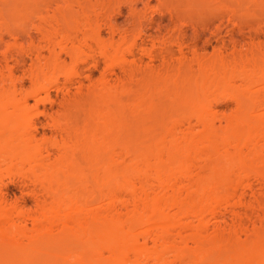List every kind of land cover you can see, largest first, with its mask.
<instances>
[{
    "label": "bare ground",
    "instance_id": "6f19581e",
    "mask_svg": "<svg viewBox=\"0 0 264 264\" xmlns=\"http://www.w3.org/2000/svg\"><path fill=\"white\" fill-rule=\"evenodd\" d=\"M57 1L0 0V33L24 36L23 20ZM164 1L194 12L213 0ZM220 1L238 26L264 20V0ZM47 17V55L30 42L14 57H33L29 86L0 71V264H264V41L162 55L156 69L140 66L134 38L117 43L68 9ZM97 56L101 76L69 102L84 104L82 119L61 115L57 138L37 135V104ZM219 101L234 110L218 113ZM15 170L32 183V209L6 198Z\"/></svg>",
    "mask_w": 264,
    "mask_h": 264
},
{
    "label": "rangeland",
    "instance_id": "374dc122",
    "mask_svg": "<svg viewBox=\"0 0 264 264\" xmlns=\"http://www.w3.org/2000/svg\"><path fill=\"white\" fill-rule=\"evenodd\" d=\"M221 5L220 0H213L208 5L207 3L199 4L193 12L189 9L171 8L174 6L169 7L164 0H58L55 4H51L50 8L31 14L23 20L24 36L21 35V37L14 40L12 36L10 37L5 32L0 33V71L7 81L9 78L22 77V88L28 87L30 83L25 76L34 67L32 65L33 57L28 58V55H26L24 62H18L14 57L18 52L26 50L30 42L39 48L43 46L44 42L41 40L37 28L45 26L47 16L50 15H53L59 21L62 13L67 9L77 15L83 23L98 24L102 35L106 38L113 35L112 37L117 43L122 42V39L127 43L134 38L138 46L134 47L133 51L135 57L141 58L140 66L147 67L148 65L156 69L161 68L162 55L170 56V62L174 63L180 51L186 56H190L193 51L206 55L222 51L224 54L229 55L234 50H240L241 47L245 48L254 40L264 41V20H246V22L242 20L241 26H238L234 24L238 19L237 16L230 17L222 12ZM109 19L115 27L113 34L106 22ZM54 21L52 22L56 24ZM57 28L60 29V26H57ZM61 36L62 32L58 30L57 38L60 39ZM41 48L40 52L47 55V50ZM143 48H150V58ZM84 50L87 49L84 48ZM93 51H96L94 54L98 53L95 46L92 49ZM168 53L170 55H167ZM5 56H13L8 61V65H6ZM97 59L98 63L95 66L93 65L94 61H92L94 59L88 57L84 61L78 62V65L76 64L78 75H74L71 82L65 81L63 76H60L58 85L55 86L57 89L54 85L51 86V100L37 104V107L45 112L35 118L37 135H44L50 139L57 138L61 132L54 126L53 120L59 119V121H62L63 117L61 115H64L66 121L68 117L73 122L82 119L80 115L84 104L79 105V102H82L84 96L79 97L81 94L78 95V92L80 89L85 90L90 82L96 81L101 76L105 62L101 56H97ZM97 59H95V62H97ZM66 61V68L72 65L69 59L66 58ZM8 68L12 71L13 77L9 76ZM66 70L72 71L73 69L68 68ZM115 72L119 75L117 69H115ZM115 77L113 73L111 75L112 80ZM1 79L0 77V83ZM140 81V78H137V83L140 84ZM143 83L140 86L145 90L144 88L147 89L145 84L147 85L148 80L147 83ZM62 85L68 86L69 91L67 90V92L69 93L58 88V86L64 87ZM76 95L79 98H75ZM72 96L75 99H80L79 104L75 103L76 100H73L74 103L69 105V102H72ZM69 97H71V100L68 99ZM29 102L33 103L32 100ZM234 108L235 103L233 101H219L216 106V110L220 114H230ZM69 120L67 122L70 123ZM164 121L168 120L165 118ZM13 172L9 179L8 177L4 179V191L7 200L9 202H21L26 209H32L35 206L32 183L27 181L28 179L25 176L21 177L22 175L16 174V170ZM228 217L230 218L231 215Z\"/></svg>",
    "mask_w": 264,
    "mask_h": 264
}]
</instances>
